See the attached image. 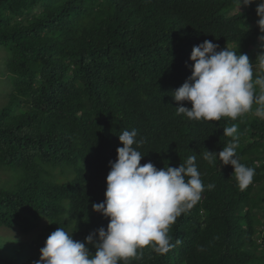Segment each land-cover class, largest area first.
<instances>
[{"label": "trees", "instance_id": "trees-1", "mask_svg": "<svg viewBox=\"0 0 264 264\" xmlns=\"http://www.w3.org/2000/svg\"><path fill=\"white\" fill-rule=\"evenodd\" d=\"M258 3L239 10L238 0H0V75L10 86L0 170L11 176L0 187V228H40L30 242L0 245V264H36L58 227L80 242L107 229L92 205L105 199L119 135L133 129L141 165L176 168L196 155L203 184L215 187L170 226V251L145 247L128 264H264V120L189 121L176 109L191 104L171 96L205 40L253 64L264 54ZM233 123L237 155L255 169L244 190L230 165L203 159L205 150L222 151Z\"/></svg>", "mask_w": 264, "mask_h": 264}, {"label": "clouds", "instance_id": "clouds-1", "mask_svg": "<svg viewBox=\"0 0 264 264\" xmlns=\"http://www.w3.org/2000/svg\"><path fill=\"white\" fill-rule=\"evenodd\" d=\"M254 2L238 0L239 10ZM256 13L258 28L264 33V0H259ZM218 48L210 40L194 46L192 74L171 95L178 104L187 102L191 108L180 106L177 115L196 122L237 121L246 115L264 120V54L253 64L246 54ZM223 136L231 139L222 151L205 150L203 159L215 165L218 158L222 165H230L237 187L244 190L252 183L255 169L241 163L237 155L238 125L225 127ZM136 138L135 129L119 135L122 147L117 148L116 161L110 162L105 199L92 205L94 212L109 220L107 229L101 227L80 242L58 227L40 249L36 264H128L145 247L157 254L174 247L170 226L201 199L206 188L215 185L203 184L196 155L176 168L158 170L151 162L141 165L144 156L137 150L140 142ZM86 245L95 249L94 254Z\"/></svg>", "mask_w": 264, "mask_h": 264}, {"label": "rangeland", "instance_id": "rangeland-1", "mask_svg": "<svg viewBox=\"0 0 264 264\" xmlns=\"http://www.w3.org/2000/svg\"><path fill=\"white\" fill-rule=\"evenodd\" d=\"M2 59L3 53L0 50V71L3 72L2 69ZM10 93L9 83L5 84L1 75H0V109L5 107L8 102V94ZM63 177V176H62ZM11 180V176L9 173L0 170V187L5 186L7 182ZM46 224V221L41 222V227ZM69 233H72L71 228L67 230ZM40 232V228L27 235H22L17 229H5L0 228V245L1 246H12L18 243L30 242L32 239L36 237V235ZM73 235V234H72ZM258 254H264L259 250Z\"/></svg>", "mask_w": 264, "mask_h": 264}]
</instances>
